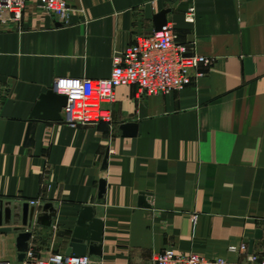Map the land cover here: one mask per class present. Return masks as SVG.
Returning <instances> with one entry per match:
<instances>
[{"label": "crops", "instance_id": "crops-1", "mask_svg": "<svg viewBox=\"0 0 264 264\" xmlns=\"http://www.w3.org/2000/svg\"><path fill=\"white\" fill-rule=\"evenodd\" d=\"M164 10L179 40L212 60L196 83L151 97L120 87L111 122L32 117L57 78H109L115 55L153 34ZM32 200L57 210L51 228L35 219L30 230L40 255L66 253L85 206L105 224L94 264H152L165 249L244 264L231 248L257 230L261 252L264 0H73L66 24L29 0L21 20L0 23V201ZM18 234H0L15 264Z\"/></svg>", "mask_w": 264, "mask_h": 264}, {"label": "built area", "instance_id": "built-area-1", "mask_svg": "<svg viewBox=\"0 0 264 264\" xmlns=\"http://www.w3.org/2000/svg\"><path fill=\"white\" fill-rule=\"evenodd\" d=\"M73 0H38L40 7L61 24L68 23ZM29 0H0V23L19 21ZM186 20L194 23L196 11L191 8ZM114 65L109 78L76 79L57 78L53 90L66 96L67 105L62 110L63 122L71 127L99 124L112 121L111 106L116 101V91L120 87H136L142 96L166 95L181 91L196 83L204 76V71L212 65L208 57L192 53L188 45L179 40L171 23L159 32L149 36H139L135 42L114 57ZM30 206L40 209L41 201L32 200ZM244 264H264V249L249 253L247 243L232 247ZM0 264H15L0 261ZM18 264H94L92 256H66L61 252H47L40 255L32 247L24 261ZM152 264H237L227 259L208 260L198 254H181L173 249L155 253Z\"/></svg>", "mask_w": 264, "mask_h": 264}, {"label": "water", "instance_id": "water-1", "mask_svg": "<svg viewBox=\"0 0 264 264\" xmlns=\"http://www.w3.org/2000/svg\"><path fill=\"white\" fill-rule=\"evenodd\" d=\"M170 11L164 10L155 16L156 32H159L167 25V15ZM67 97L58 95L53 89L43 94L37 103L33 118L63 121L62 110L67 105ZM122 129H135V126L126 124ZM135 131L130 136H134ZM108 155H106L103 171L107 167ZM106 193V182L101 180L99 188V198L102 199ZM140 206L150 208L147 202V194L142 193L140 197ZM17 212V213H15ZM96 208L85 206L81 209L77 225L73 230L69 245L66 249V256H101L103 234L105 224L102 219L97 218ZM21 221L15 218H20ZM57 216V210L50 203L42 207V212L36 215V208L25 204L22 208L12 206L11 203L0 201V234H9L19 232L17 237L18 261H24L26 253L30 248V241L33 233L30 231L36 219V225L39 227L51 228L53 221ZM263 232L257 230L254 239L250 241L249 253H253L256 240H261Z\"/></svg>", "mask_w": 264, "mask_h": 264}, {"label": "rangeland", "instance_id": "rangeland-1", "mask_svg": "<svg viewBox=\"0 0 264 264\" xmlns=\"http://www.w3.org/2000/svg\"><path fill=\"white\" fill-rule=\"evenodd\" d=\"M8 245L0 242V261H10Z\"/></svg>", "mask_w": 264, "mask_h": 264}]
</instances>
